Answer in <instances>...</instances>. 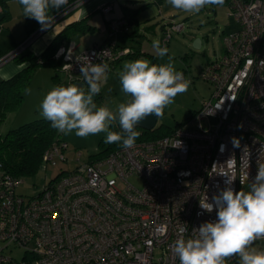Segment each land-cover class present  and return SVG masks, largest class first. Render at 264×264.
I'll list each match as a JSON object with an SVG mask.
<instances>
[{
	"label": "built area",
	"instance_id": "2783aa9c",
	"mask_svg": "<svg viewBox=\"0 0 264 264\" xmlns=\"http://www.w3.org/2000/svg\"><path fill=\"white\" fill-rule=\"evenodd\" d=\"M84 1L58 11L54 24ZM228 7L236 27L223 33L222 52L202 68L199 77L210 84L211 96L188 121L100 158L82 162L77 151L76 169L62 171L33 196L17 192L21 177L0 173V264H179L172 246L180 228L189 238L193 227L216 219L215 211L198 215L199 201L211 199L217 184L224 187L225 175L237 190L251 185L264 165V0H228ZM100 9L107 14L112 6ZM164 26L161 47L184 23ZM108 27L110 33L127 30L123 18ZM46 31L39 26L30 32L0 57V66ZM129 52L110 42L78 53L61 46L54 58L62 60L69 81L83 82L81 65H110ZM232 138L239 139L238 148ZM66 147L53 142L42 165L66 162ZM132 177L141 178V186ZM17 248L20 259L10 253Z\"/></svg>",
	"mask_w": 264,
	"mask_h": 264
},
{
	"label": "clouds",
	"instance_id": "9594fccd",
	"mask_svg": "<svg viewBox=\"0 0 264 264\" xmlns=\"http://www.w3.org/2000/svg\"><path fill=\"white\" fill-rule=\"evenodd\" d=\"M174 9L187 13H200L209 5H222L224 0H166ZM23 16L34 19L41 30L51 29L55 18L51 10L60 11L68 0H19ZM159 58L169 49L161 47L159 40L152 42ZM110 71L106 63L93 64L89 60L81 65L82 85L69 84L50 90L40 104L43 118L51 122L58 133L68 135L73 131L77 137L105 134V143H118L125 149L135 147L140 132L137 125L149 115L157 119L164 109L174 103L175 97L188 90L190 81L184 78L171 63L152 64L145 59L125 62L118 77L126 100L115 112L107 106H97L94 97L101 92ZM118 123L121 131H112ZM238 138H232L234 148L239 147ZM226 146L221 145V151ZM224 187L216 185L211 199L200 200L201 213L216 212V219L202 222L192 228V235L185 238L187 229L181 227L172 250L179 264H225L226 258L238 256L239 264H264V250L253 247V242L264 239V165L257 169L250 191L234 188V181L225 175Z\"/></svg>",
	"mask_w": 264,
	"mask_h": 264
},
{
	"label": "rangeland",
	"instance_id": "374dc122",
	"mask_svg": "<svg viewBox=\"0 0 264 264\" xmlns=\"http://www.w3.org/2000/svg\"><path fill=\"white\" fill-rule=\"evenodd\" d=\"M155 1L119 0V4L127 5L132 9H137L143 4L150 3L146 7L138 9L136 13L141 27V35L137 36L138 42L121 39L125 41V46L131 47L132 51L134 47H138L145 54L141 53L137 58H123L120 64L107 73L108 79L102 84L101 92L94 97V101L98 107L107 106L115 112L117 106L126 99L125 94L121 91L118 77V73L122 70L125 62L145 59L152 64H163L168 63L170 58L175 69L184 73L186 80L190 81V84L186 92L178 94L174 99V103L164 109V115L157 119L156 127L175 128L177 125L188 121L192 114L199 110L202 103L210 98L212 88L209 83L199 77L201 70L208 60L214 59L222 52L223 33L230 28H235L236 23L228 15L229 7L227 2L222 5L206 6L200 13H187L174 9L170 4L166 3V0H160L158 3ZM169 21H182L184 29L182 32L173 33L167 46L169 49L168 54L163 58H159L152 47V42L154 40L160 41L162 32L159 25ZM153 22L158 23H155L153 28H146ZM87 36L89 40L100 43L103 38L98 33L93 34V37H90L91 34ZM196 38H200V48L194 47ZM65 75L67 74L64 69L58 70L52 65L37 67L23 92L24 99L21 105L16 110L7 113L6 118L0 124V133L5 134L10 129H15L30 121L43 118L40 113L42 100L53 88L65 86L69 83ZM69 75H72V71H69ZM82 86L85 89L88 87L84 82ZM56 137L66 142L65 155L68 160L66 162L59 160L55 166L52 164L41 165L38 172L34 175L21 177V182L17 187L19 194L25 196L36 195L44 188L46 182L62 171L76 169V165H78L75 160L77 151H81V160L84 162L96 157V154L102 150L103 145L108 144L104 142V133L81 138L77 137L74 131L68 135L57 132ZM130 182L138 187L142 184L139 177H132ZM240 191H250V184L240 187ZM10 253L15 258L20 259L23 255V250L17 248ZM235 257L233 261L226 258L225 264H239L238 256Z\"/></svg>",
	"mask_w": 264,
	"mask_h": 264
},
{
	"label": "trees",
	"instance_id": "16d2710c",
	"mask_svg": "<svg viewBox=\"0 0 264 264\" xmlns=\"http://www.w3.org/2000/svg\"><path fill=\"white\" fill-rule=\"evenodd\" d=\"M73 1L75 0H68V4H71ZM159 1L160 0H156L155 2L158 3ZM224 2L228 3V0H224ZM149 4L150 3H146L137 9H131V13L125 15L128 22L133 23V21H136V13L138 9L146 7ZM55 12L57 11L52 9L51 15ZM39 26L40 25L37 21L32 20L29 33ZM81 31L82 27L80 26V22L70 23L51 40L48 46L40 54L36 55L30 51L29 48H26L13 59L16 64H27L9 78L0 79V124L6 118L8 112L16 110L21 105L24 99L23 92L30 82L33 71L37 67L52 65L58 70L62 68V60L55 59L54 53L70 38L72 33ZM138 53L137 50L136 52H129L126 55L134 56ZM3 54L5 53L0 52V57ZM111 130L121 131L118 123L113 125ZM136 130L141 133L136 140V142H139L167 135L173 130V128H161L155 126L151 130H144L141 128H136ZM56 135L57 131L51 127V122L45 118L30 121L15 129H10L5 134L0 133L1 172L9 173L16 177H26L37 173L42 165V155L45 149L53 142L59 140ZM119 147L121 146L118 143L104 144L102 150L97 153L94 158L103 157L110 151Z\"/></svg>",
	"mask_w": 264,
	"mask_h": 264
},
{
	"label": "crops",
	"instance_id": "0c3cea01",
	"mask_svg": "<svg viewBox=\"0 0 264 264\" xmlns=\"http://www.w3.org/2000/svg\"><path fill=\"white\" fill-rule=\"evenodd\" d=\"M118 2L119 0L84 1L72 9L67 15L58 20L51 29H48L44 34L31 42L28 47L29 50L36 55L40 54L48 46L51 40L68 24L80 22L82 31L72 33L70 38L62 45L65 49L78 53L84 48H88L93 45L114 42L116 47L120 50L128 48L130 49V52H136L138 50V54H145V52L141 51L138 47H134L132 51L131 47L129 46V48L128 46H125V41L121 40L124 38L127 41L133 40L138 42L137 36L141 35V27L137 17L136 21L129 23L127 17L125 16L126 14L131 13L130 10L132 8L127 5H121ZM0 3L3 5V9L0 11V52L7 53L27 38L29 35L30 24L34 19L23 16V6L19 4V0H0ZM105 4H110L112 6V10L107 14L103 13L100 9ZM56 13L57 12L53 15ZM117 18H123L126 21L127 30L122 29L110 33L108 27L109 21ZM155 23L153 22L146 28H153ZM164 27L163 23L159 25L162 35ZM95 33L103 36L101 43L88 39L87 35L91 34L90 37H93L92 35ZM162 35L160 37H162ZM138 54L134 56H127L126 54L122 55L119 60L109 65L110 71L120 64L123 58H137ZM26 64L27 63L16 64L13 60L2 64L0 66V79L9 78L26 66ZM65 78L69 81L68 75H65ZM252 246L257 247L260 250H264V239L257 240Z\"/></svg>",
	"mask_w": 264,
	"mask_h": 264
},
{
	"label": "water",
	"instance_id": "95a60500",
	"mask_svg": "<svg viewBox=\"0 0 264 264\" xmlns=\"http://www.w3.org/2000/svg\"><path fill=\"white\" fill-rule=\"evenodd\" d=\"M201 43H200V38H196L194 40V47L195 48H200ZM69 84H76V85H82L83 82L76 80V81H69V83L66 86H68ZM156 121L157 118L154 115H149L145 120H143L140 124L137 125V128H141L144 130H151L156 126Z\"/></svg>",
	"mask_w": 264,
	"mask_h": 264
}]
</instances>
